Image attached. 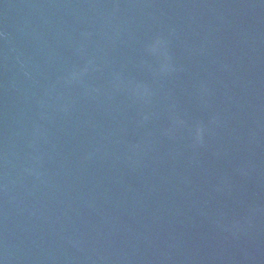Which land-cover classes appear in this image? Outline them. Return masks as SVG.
<instances>
[{"label":"water","instance_id":"95a60500","mask_svg":"<svg viewBox=\"0 0 264 264\" xmlns=\"http://www.w3.org/2000/svg\"><path fill=\"white\" fill-rule=\"evenodd\" d=\"M0 264H264V0H0Z\"/></svg>","mask_w":264,"mask_h":264}]
</instances>
